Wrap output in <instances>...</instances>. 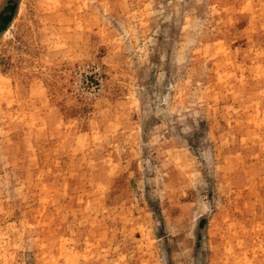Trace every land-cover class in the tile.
<instances>
[{"label": "rangeland", "instance_id": "obj_1", "mask_svg": "<svg viewBox=\"0 0 264 264\" xmlns=\"http://www.w3.org/2000/svg\"><path fill=\"white\" fill-rule=\"evenodd\" d=\"M2 24L0 264H264V0Z\"/></svg>", "mask_w": 264, "mask_h": 264}, {"label": "water", "instance_id": "obj_2", "mask_svg": "<svg viewBox=\"0 0 264 264\" xmlns=\"http://www.w3.org/2000/svg\"><path fill=\"white\" fill-rule=\"evenodd\" d=\"M18 0H7L6 8H7V15L10 16L11 12L16 8Z\"/></svg>", "mask_w": 264, "mask_h": 264}, {"label": "crops", "instance_id": "obj_3", "mask_svg": "<svg viewBox=\"0 0 264 264\" xmlns=\"http://www.w3.org/2000/svg\"><path fill=\"white\" fill-rule=\"evenodd\" d=\"M6 3H7V0H0V15H3L4 11H6ZM7 17V15H6ZM5 20V18H4ZM2 23H0V28L2 27Z\"/></svg>", "mask_w": 264, "mask_h": 264}, {"label": "flooded vegetation", "instance_id": "obj_4", "mask_svg": "<svg viewBox=\"0 0 264 264\" xmlns=\"http://www.w3.org/2000/svg\"><path fill=\"white\" fill-rule=\"evenodd\" d=\"M6 12H7V11H4L3 15H0V23L3 22L4 18H6V15H7Z\"/></svg>", "mask_w": 264, "mask_h": 264}]
</instances>
